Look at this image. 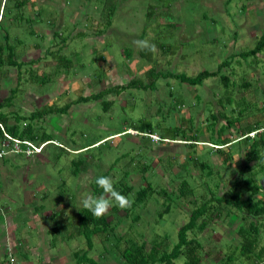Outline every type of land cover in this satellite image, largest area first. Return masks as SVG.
I'll list each match as a JSON object with an SVG mask.
<instances>
[{"label":"rangeland","instance_id":"374dc122","mask_svg":"<svg viewBox=\"0 0 264 264\" xmlns=\"http://www.w3.org/2000/svg\"><path fill=\"white\" fill-rule=\"evenodd\" d=\"M12 1L0 0V12L5 7L8 12L0 34L6 29L13 43L20 39L16 49L21 59L39 61L19 73L14 67H3L0 100L18 86L9 110L27 114L43 104L61 107L132 78L148 83L146 71L151 66L161 75L154 88L128 87L108 93L102 99L111 101L106 110L102 100L91 99L72 105L65 114L50 115L39 132L50 133L53 143L45 144L39 155L9 153L0 160V264L7 262L9 252L15 264H75L73 252L86 248L78 230L77 206L91 195L95 178L105 172L103 176L112 177L114 183L131 186L123 195L132 201L147 182L155 191L165 188L175 198L161 217L166 204L162 193L136 204L132 214L118 206L116 212L111 208L107 216L113 234L104 241L92 236L89 256L99 264H120L127 238L144 239L149 246L156 235L167 234L171 247L178 228L188 220L192 201L199 203L207 187L216 193L227 190L239 176L241 145L233 144L231 160L226 162L217 151L219 146L209 139L208 116L219 110L229 118L239 117L222 134L232 141L241 134L236 128L264 123V48L255 56L238 55L254 47L264 33V0H25L16 8ZM150 6L155 9L148 16ZM138 39L154 43L155 55L143 56L133 43ZM58 44L60 54L70 61L67 67L46 53ZM230 54V63L201 84L188 85L165 74L169 70L194 76L204 69L215 70ZM29 74L46 75L48 80H30ZM221 74L229 78L228 83ZM190 117L200 128L194 147L180 136L170 138L165 130L179 126L181 134L182 124L189 132ZM147 120L155 129L141 138L143 133L135 127ZM224 123L219 116L216 129ZM190 157L206 161L215 173L207 176V170L186 161ZM78 159L82 164L74 173ZM258 175L264 178L263 172ZM183 178L193 187V195L179 194ZM115 188L118 191L119 186ZM222 213L208 229L187 233L201 239L204 264H219L229 253L236 257L233 264H254L238 250L241 213L232 210L226 216V209ZM9 234L15 243L22 240L24 248L13 247L14 242L4 247ZM261 235L263 242L264 231ZM176 261L181 263L183 256Z\"/></svg>","mask_w":264,"mask_h":264},{"label":"trees","instance_id":"16d2710c","mask_svg":"<svg viewBox=\"0 0 264 264\" xmlns=\"http://www.w3.org/2000/svg\"><path fill=\"white\" fill-rule=\"evenodd\" d=\"M25 0H13V6L20 7L23 5ZM1 6V3H0ZM154 7H149L147 10V15H152L154 12ZM7 8H3L0 12V27L4 17H7ZM23 17V16H22ZM21 17V18H22ZM172 24V23H170ZM1 29V28H0ZM33 32V30H32ZM20 41V39L15 40ZM62 41V40H61ZM60 41V42H61ZM16 43H13L8 30H4L3 34H0V75L3 71V67H14L18 73L21 68L28 64H35L39 61L36 60H23L19 56L18 50L16 49ZM38 45L34 44V47ZM61 44L55 46L54 50L46 49V53L52 54L55 58L57 57L58 65L67 67L70 61L62 54H60ZM164 46V44H161ZM57 48V49H56ZM264 48V33L261 34L259 40L254 45V47L241 51L238 53L239 56L246 58L250 55H257ZM125 53V50L122 51ZM57 53V54H55ZM143 56L149 58L148 52L141 51ZM233 54H230L228 58H225L215 70H202L194 76H189L183 72L172 73L169 70L165 73L170 77H174L179 81L186 83L188 85L201 84L204 79L215 76L219 74L222 68L228 65L231 61ZM147 75L150 76L148 83H144L140 78H132L125 84L114 85L112 87L104 88L96 93H90L86 96H79L75 100H72L63 106L59 107L54 104H43L39 107H35L30 110L27 114L21 113L20 110H9L13 104L18 91V86L10 89L9 94L0 100V142L6 139L5 133L13 138L19 140H30L34 143L40 144L43 142L51 143L53 140L50 133L45 130L39 132V128H42V122L52 114H65L69 108L74 104H79L80 102H86L91 99L102 100L105 95L111 92L119 93L122 89L128 87H134L137 89L154 88L155 82L161 72L156 69L155 66H151L147 71ZM157 75V76H156ZM156 76V77H155ZM30 80L37 79L41 82H46L48 80L46 75H36L31 76L29 74ZM221 79L228 83L229 78L224 74H221ZM222 101V100H218ZM227 101H230L229 98ZM110 100H102L103 108L106 110L110 105ZM178 104V103H177ZM176 105V104H175ZM222 106V104H221ZM4 108L7 111L3 110ZM216 110L212 112L208 119L207 127L212 133L210 136L211 143L218 145L217 151L219 154L225 156V161L230 162L231 152L230 148L235 145H241L242 160L239 164L238 169V179L231 182V186L227 190L216 193V190L207 187V192L201 196L199 203L195 200L192 201L193 208L190 211L187 222L183 223L177 230V241L173 243L170 247V239L167 234L163 236L156 235L147 245V242L143 239L138 241L134 238H127L125 245L120 250V264H204L203 262V248L201 239L192 236L188 237L187 233L190 232H200L209 228V225L213 223L215 217H220L223 213V209H226L225 215H231L232 210L241 213L242 224L237 229L238 236H240L241 244L238 247L239 253L242 257L247 259L255 260L254 264H264V240L262 242V235L264 231V190L260 185L259 173L264 174V123L260 121H255L254 124L242 126L241 129H235L241 134L236 141H232L229 137H222L223 132L231 127H234V123L239 120L238 116H232L229 118L223 111ZM241 114V110L238 115ZM219 116L225 118L226 123L221 124V126L216 129V124L219 121ZM190 126L188 127L189 132L186 131L185 127L182 126V133L179 134V126H169L167 127V135L174 139L176 137H181L184 143H188L190 147L196 145V140L199 136L200 128L194 127L193 119L190 117L188 119ZM41 122V125H40ZM135 129L141 130L144 138L145 134L151 135L154 131V126L150 121H144L137 126ZM193 130V132H192ZM259 130V131H258ZM251 132H254L250 135ZM147 139V137H145ZM225 147H228L225 151ZM190 154L187 153V157ZM191 160L193 165L198 164L201 170H207L206 175L211 176L215 173L211 170V167L206 161L198 160L197 158H186V161ZM82 164V160H77L75 162L74 173L79 171V166ZM106 173V172H105ZM103 173L101 176H103ZM96 180V178H95ZM94 182L92 183V196L100 195L102 190ZM217 184V183H216ZM215 184V185H216ZM118 191L121 194H127L131 190V186L123 181L115 183V187H118ZM162 193L165 197V206L162 212H159L160 216L165 211L170 209V201L175 198L171 193L165 188H161L159 192L155 191L152 185L147 182L145 187H142L136 191L135 199L133 200L132 206L125 209L126 214H132L133 209L136 204L143 203L148 197L153 193ZM194 193L193 187L183 178L179 187V194L182 196H191ZM41 207V205H40ZM116 206L112 207V211L116 212ZM137 215L133 216V220H137ZM78 230L81 232L86 239V248L77 249L73 252L75 258V264H99L98 261L89 256V252L93 248L92 236H101L102 241L109 239L110 235L113 234L114 227L111 224L108 216L105 215L102 218L96 219L92 216L91 212L86 210L78 209ZM183 256V261L177 263V259ZM236 259L234 254L229 253L221 260L219 264H233ZM8 263V260L5 264ZM16 263V262H15ZM4 264V263H3ZM206 264H210L209 262Z\"/></svg>","mask_w":264,"mask_h":264},{"label":"clouds","instance_id":"9594fccd","mask_svg":"<svg viewBox=\"0 0 264 264\" xmlns=\"http://www.w3.org/2000/svg\"><path fill=\"white\" fill-rule=\"evenodd\" d=\"M141 51L155 55L156 45L148 39H138L133 42ZM95 183L102 190L99 196L88 195L81 201V206H77L80 210L91 212L96 219L107 215L113 206H118L120 209H127L132 206L133 201L125 195L121 194L115 188V183L112 177L99 176Z\"/></svg>","mask_w":264,"mask_h":264},{"label":"built area","instance_id":"2783aa9c","mask_svg":"<svg viewBox=\"0 0 264 264\" xmlns=\"http://www.w3.org/2000/svg\"><path fill=\"white\" fill-rule=\"evenodd\" d=\"M8 142H0V160L9 153L12 154H24L27 157L32 156L34 154L40 153L42 148L45 146L46 142L35 144L30 140H19L17 138H13L7 134H5ZM9 142L11 144H9ZM10 251H12L9 248ZM16 259L11 252L8 253V263L7 264H15Z\"/></svg>","mask_w":264,"mask_h":264},{"label":"crops","instance_id":"0c3cea01","mask_svg":"<svg viewBox=\"0 0 264 264\" xmlns=\"http://www.w3.org/2000/svg\"><path fill=\"white\" fill-rule=\"evenodd\" d=\"M49 104V103H48ZM6 134V133H5ZM53 141L54 140H52L51 142L53 143ZM47 143V142H46ZM40 153H38L37 155H39ZM2 161V160H1ZM1 166V165H0ZM2 170L4 171L5 169L4 168H2ZM36 207H38V206H36ZM38 219V218H37ZM7 223H8V219H7ZM12 223V222H11ZM13 224V223H12ZM10 242H14V246L13 247H16V246H19V247H23V246H25V243L22 241V240H20V242H17V243H15V240H12V238H11V236H10V234H9V237L8 238H6V240H5V244H4V247L5 246H8V245H10ZM22 242V243H21ZM24 248V247H23ZM22 249V248H21ZM14 250V249H13ZM27 251V250H26ZM26 251H24V256H26ZM14 256V255H13ZM52 260H54V259H52Z\"/></svg>","mask_w":264,"mask_h":264},{"label":"water","instance_id":"95a60500","mask_svg":"<svg viewBox=\"0 0 264 264\" xmlns=\"http://www.w3.org/2000/svg\"><path fill=\"white\" fill-rule=\"evenodd\" d=\"M260 185H261L262 189L264 190V178H262V179L260 180Z\"/></svg>","mask_w":264,"mask_h":264}]
</instances>
